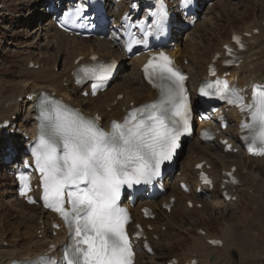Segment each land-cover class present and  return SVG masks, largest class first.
Here are the masks:
<instances>
[{
	"label": "snow or ice",
	"instance_id": "1",
	"mask_svg": "<svg viewBox=\"0 0 264 264\" xmlns=\"http://www.w3.org/2000/svg\"><path fill=\"white\" fill-rule=\"evenodd\" d=\"M183 2L186 5L188 0ZM83 11L82 7L70 10L64 23L80 19ZM233 41L240 45L239 37L234 36ZM145 42L133 40L127 50H132V44ZM226 52L231 55L232 49L226 46ZM115 67V62L78 67L74 73L76 83L93 81L95 95ZM143 73L158 97L130 110L123 122L112 121L108 130L101 127L99 116L85 117L49 96L40 99L37 142L31 149L40 174V199L45 208L64 221L71 243L59 261L48 257L36 264H133L135 252L126 231L129 214L120 206L121 191L124 187L152 184L161 175L162 167L180 148L181 137L190 134L192 118L187 78L170 57L160 52L149 58ZM200 94L225 100L246 114L249 122L242 121L240 128L247 135L241 139L250 153L264 155V88H253L250 103L221 81L206 83ZM202 136L211 138L207 131ZM18 179L20 194L25 196L28 178L21 175ZM201 179L209 183L203 174ZM28 202L35 203L31 198Z\"/></svg>",
	"mask_w": 264,
	"mask_h": 264
},
{
	"label": "bare ground",
	"instance_id": "2",
	"mask_svg": "<svg viewBox=\"0 0 264 264\" xmlns=\"http://www.w3.org/2000/svg\"><path fill=\"white\" fill-rule=\"evenodd\" d=\"M125 4H129V2H126ZM222 4L223 3L221 2V5ZM39 11L43 13V10H39ZM35 15L37 14L28 16L29 19L26 18L24 19V21H26V23L30 25V23H32L31 22L32 18H35V20L38 21L44 18L43 14H41L40 18L37 17L38 15L35 17ZM262 24L263 22L255 21L252 25L247 26L242 31L231 32V33H235V32L251 33L254 29L258 30L257 35H251L250 38L246 39L248 41V49L244 53V58L239 68L229 70L231 78L235 77L237 79L238 87L240 88L246 87V91L243 92V94H247L249 93V91L251 92V88L254 85L264 84V27L262 26ZM34 29H36V27ZM38 30H42L44 34L48 36L49 34H51L50 39L55 40L54 43L58 44L57 46L59 47V52L61 53V58H62V70L59 73L53 72L54 68L52 64L54 61L50 56L45 59H40L38 62L36 61L34 63V65H38L39 68L38 70H33L28 68V64L31 63V61L32 63L34 62V60L28 59L24 62V68L22 69V73L19 76L18 81L7 84L6 86H4V84H0V124H2L4 121H10L11 127H9L7 130L11 128L17 129V131H15L14 134L9 136H4L0 132V140L4 139V141L6 142L4 145H2L1 148L2 151H4V149L6 148H10L12 151H22L25 148L26 144L33 139L35 132L34 104L35 101H37L38 98H40L43 95L44 91L56 92V94L58 96L63 97L68 104L83 107L87 114L98 113L103 118L104 123H108V121L112 118H120L121 108L128 107L130 103L139 105L141 102L150 100L155 97L154 93L140 82V78H139L140 74L138 72V67L142 62V59L133 58L128 63L122 64L123 68L124 65L130 66V70L128 71L129 74L126 76L125 79L126 86L123 87V89L122 87H120L123 84L120 85L119 87L112 88L111 86L114 83V81H112L108 86L107 90L103 93V94H109V96L107 95L108 97L105 98L104 100L101 101L97 100L100 102V104L98 105L94 104L93 102L94 101L96 102V100L94 99L85 100L86 102L84 103H81V100L78 99L79 94L76 91V89L72 87L71 85L72 81L71 78L69 77V72L72 67V62L79 56L87 57L91 53H97L105 57L113 56V57H117L118 59H122L120 52L118 51V49H116L117 44L112 43V41H118V37L115 36L116 32H118V28L116 25H113L112 27L107 29L108 31L106 33V36L108 35L110 37L109 39H107L109 46L104 47V50L101 45L102 43L100 41L101 39L98 40V38L97 39L92 38V39L84 40L78 38L64 37L61 33L55 30L54 26L50 23V21L49 22L44 21V23L40 25L39 28L36 29V32ZM194 33L195 31H192L189 34V36L187 33L185 34L186 36L183 41L182 47L180 49H177L175 54L176 56H178V58L179 57L183 59L186 58L187 62L190 63V65L192 66H195L194 63L196 62L194 58L195 53L193 51L194 48L192 47V44L188 43V41H190ZM229 40L230 37L228 38V40H226V42H228ZM224 43L225 41L222 42L220 48L214 52H219ZM213 53L209 56L206 65L211 60ZM183 68L184 70H187V73L189 74V81L193 79L195 80V78L193 77L194 74L190 72L187 66L183 65ZM199 78L196 80L197 81L200 80ZM61 83H64L67 86L63 87ZM124 88L126 89L124 90ZM103 94L96 97V99L101 98ZM118 95H122V99L119 100L117 98ZM107 108L109 109V111H107ZM220 113L223 115V117L227 116L229 118L228 120L231 123L237 122V117L235 116V113L233 111H224L223 113L222 112ZM227 131L228 130H226L223 133V135L226 138H228L233 144H235L234 143L235 129L233 134ZM187 149H188V153L193 154V156H188L187 163L180 166L178 172L180 173L181 178H187L186 180H188L191 183L194 182L196 172L193 170V166L196 163L202 161H205L206 164L210 165L211 170L209 171V174L212 176L214 180L220 178V174L222 171H229L230 167L235 166L236 167L235 175L238 177L240 182V186L237 187L234 193L232 194V196L236 197V200L235 202H231V201L225 202L223 200L222 201L225 203L226 206H228V208L233 207L235 204L236 205L239 204L240 202L239 199H241L240 197L241 192L248 195L249 191H251L250 200L253 202V204L259 205L258 203H262L261 205H264L263 203L264 200H262L264 197V187L262 183H259V180L256 179L257 177L252 175L251 171L250 172L249 170L247 171L242 159L240 160L239 163L235 161L236 159H233L236 157L246 158L240 152H238L236 155L222 154L221 152H219L220 150L217 147L213 145L211 146V145L201 144L196 141L189 144ZM213 150L215 151L218 150V152L224 157L232 158V161L230 162L227 160H221L220 158L217 157V155L212 154ZM258 160L260 161V163H263L262 165H264V160H260V159ZM216 165H218L221 168L220 172H218L217 174L214 171V167ZM243 171H245L244 174ZM169 191H170L169 194L164 198V200H167L168 197L171 195L175 198V203L173 207L169 210L168 212L169 214H171L177 208L181 209L183 213H187V214L189 213L192 214L197 211L195 205L199 203V201L192 200L193 198H196V195L193 194L190 195V197H186L174 185L169 186ZM206 194L208 193L207 191L204 190V192L201 195L204 196ZM188 201H191L193 203V207L191 209H189L186 205V202ZM18 203L22 208L27 207L22 202H18ZM150 206L152 207L153 211L154 212L157 211L159 215L165 214L163 211L159 209L156 203L150 204ZM29 208L30 207H28V209ZM202 208L203 206L201 207V209ZM36 209H37V213L30 212L24 214L23 211H21V215L19 213L20 215L19 217H21L22 219V223H21L22 225H18L20 228H17L15 234L13 233L14 234L13 239L17 241V243H15V245L17 246H15L14 248L10 246L8 247V249L3 248L2 243L6 241V237H5L6 233L0 232V264H10V261L13 259H20L23 257H34L46 250V244H48V242L51 241L53 243L59 242V239L57 237L53 238L50 236L51 232L49 230L50 224L48 220L50 216L47 215L42 210H40L39 208L36 207ZM138 209H139L138 206L134 207L132 213H133V218L137 221H140L138 215ZM146 223L153 228L152 232L147 233L150 239V243L152 245V250L153 251L154 249L159 250L160 248H156V246L158 247V245H156V242L152 240L154 233L157 239L160 240L165 239L169 236L172 227H170V223L168 222L159 225L157 217L154 219V221H147ZM8 226L11 227L10 225ZM161 226L166 227L165 232L161 231ZM233 231L234 229L230 227V225L229 226L227 225L221 231L222 232L221 238H216L210 235L206 230L204 236L197 235L195 238H193L195 243L194 246L192 245V247L194 248L192 249L194 255H189L187 252L182 257L181 256H174V257L178 260L179 262L178 264H190V262L194 259L197 261V264H209L208 258L211 256L212 253H215L217 257L214 255L215 258L212 264H221L223 261L225 262L226 260H227L226 262H228L230 260V249L233 248V246H236L238 242V240H236L235 237L236 235H234L235 233L233 234ZM57 236L61 237V234L58 233ZM38 237H41V239H39ZM213 239L220 240L222 242L221 246L214 247L206 243L207 240H213ZM243 240L245 239H242L241 244L238 242V244L241 247L239 245L238 246L241 249H244V247L246 246H250L247 241H243ZM9 245H11V243ZM246 252L247 251H245V254L249 253ZM186 255L191 256V258H186ZM141 256H144V254L138 251L136 264H138V260L140 259Z\"/></svg>",
	"mask_w": 264,
	"mask_h": 264
},
{
	"label": "rangeland",
	"instance_id": "3",
	"mask_svg": "<svg viewBox=\"0 0 264 264\" xmlns=\"http://www.w3.org/2000/svg\"><path fill=\"white\" fill-rule=\"evenodd\" d=\"M39 1L40 0H0V84H4V86L19 80V76L24 68V62L28 59L34 60L33 63H35L40 59H45L50 56L54 61L53 64L51 63L54 68L53 72L59 73L62 70L61 53L59 52L58 44L54 43L55 40L50 39L51 34L48 36L44 34L42 30L36 32V29L39 28V24H36L37 21L35 18L31 19L32 23H30V25L24 21V19H29L28 16H32L33 14L38 15H35V17H41V15L38 14L41 12L38 11L40 9ZM209 1L211 4L210 8L206 6L207 8L200 13L197 26L198 29L196 27L194 36L188 41L194 48L193 51L195 53L194 58L196 62L194 63L195 66L188 63L189 65H187V68L194 74L193 77L195 79L203 75L204 65H206L209 56L220 48L222 42L228 40L232 31H242L255 21L263 22L262 25L264 27L263 1ZM122 2H124V0ZM221 2L223 3L222 5ZM125 3L126 2H124V4ZM122 8L126 9L124 6ZM42 21H44V19ZM35 27L36 29H34ZM100 39L101 38H98V40ZM100 41L102 42L101 45L103 50L104 47L109 46L105 38ZM184 63L187 64L185 59ZM129 70L130 66L124 65L122 72L119 73L111 87L115 88L123 84L120 86L123 89V87L126 86L125 79L129 74ZM191 81H194V79ZM125 89L126 88H124V90ZM107 95L109 96V94H103L101 98L94 99L96 102L94 101L93 103L96 105L100 104L99 101L107 98ZM84 102L86 101L81 100V103ZM212 154L217 155L221 160L232 161V158L224 157L218 150H213ZM188 156H193V154H189L188 150L185 148L180 157L179 166L187 163ZM233 159H236L235 161L238 163L242 159L247 171H251L252 175L256 176V179L259 180V183H262L264 187L263 163H260L259 160L255 161L249 158L236 157ZM220 169L218 165L214 167L216 174ZM244 172L245 171H243V174ZM10 185L6 175L0 171V232L6 233V241L3 243L4 245H2L3 248L6 249H8L9 246L13 248L17 246L15 245L17 241L13 238L17 228H20L18 225H22V219L19 217L21 211H23L24 214L30 212L37 213L35 207H30L28 209V207L22 208L20 206L14 194L11 193L12 190ZM250 192L251 191H249L248 195L241 192L239 204L230 207L231 210L221 201L217 189L215 188L210 195L198 198L199 205L203 206V208H197V211L192 214L183 213L181 209L177 208L171 214L166 213L159 215L157 217L159 225L167 222L170 223V227H172L170 234L165 239L155 240L156 245H158L156 248L160 249H154L155 254L153 256H141L138 260V264H164V262L172 256L182 257L187 252L189 255H194L192 250L194 248L192 245H195L193 238L198 235L197 229L207 230L210 235L221 238V231L227 225H230V227L234 229L233 234L235 233L236 240H238L240 244L242 239H245L243 241H247L250 246L241 249V246L236 241L237 245L230 249V260L228 262H226L227 260L225 262L223 261L221 264H264V205H261L262 203H258V201L257 203L262 208L259 205L253 204L250 200ZM262 200H264V197ZM163 230H165V227L162 228V231ZM10 243L11 245H9ZM245 251L249 253L245 254ZM211 255L216 256L215 253ZM186 258H191V256L186 255Z\"/></svg>",
	"mask_w": 264,
	"mask_h": 264
}]
</instances>
